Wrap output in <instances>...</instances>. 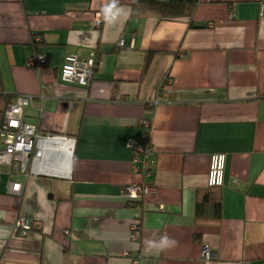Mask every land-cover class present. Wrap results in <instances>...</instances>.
Wrapping results in <instances>:
<instances>
[{
  "label": "crops",
  "instance_id": "crops-1",
  "mask_svg": "<svg viewBox=\"0 0 264 264\" xmlns=\"http://www.w3.org/2000/svg\"><path fill=\"white\" fill-rule=\"evenodd\" d=\"M133 1L0 0V89L30 98L22 120L43 137L27 178H13L21 195L0 166V264H264V0H199L192 27L136 19ZM75 51L99 60L87 87L59 79ZM38 54L45 63L28 66ZM140 140L141 160L154 151L146 177L130 145ZM219 152L221 219L205 224L195 196ZM147 181L154 189L128 206L123 186ZM19 213L41 230L13 235ZM162 236L176 245L149 250Z\"/></svg>",
  "mask_w": 264,
  "mask_h": 264
},
{
  "label": "built area",
  "instance_id": "built-area-1",
  "mask_svg": "<svg viewBox=\"0 0 264 264\" xmlns=\"http://www.w3.org/2000/svg\"><path fill=\"white\" fill-rule=\"evenodd\" d=\"M260 13L264 14V4L260 5ZM101 25L100 14H97L93 21V27L98 28ZM207 26L211 27L212 23L208 22ZM118 46H122L123 38L118 40ZM45 62V57L38 54L36 58H29L26 62L28 66H37ZM99 63L94 53L89 55H82L75 51L67 53L60 67L59 79L66 84L87 87L92 79V74L95 66ZM162 91L163 93H161ZM164 90L157 91L158 96H163ZM28 96H16L9 102L2 114L0 121V165H6L10 173H20L25 177L29 174V169L32 167L34 160L40 159L42 150L39 146V141L43 138L38 132L37 127L25 123L23 118L24 108L30 103ZM141 124L145 128H150V122L141 119ZM131 146L136 149L137 154L134 157L135 163H140L141 170L144 175H149L150 168L148 161L138 156V152L145 153L144 142L142 140L131 142ZM225 168V154L222 152L212 153L209 156V166L207 172V184L213 187H220L223 185ZM10 190L19 191L21 183L17 181H9ZM153 186L147 184L133 183L128 185L127 191L130 195H139L142 192H149L153 190ZM37 224L30 216L21 217L16 226L20 228L19 233L25 234L26 231L32 226ZM203 260H210L215 258V254L207 247L202 246L201 251Z\"/></svg>",
  "mask_w": 264,
  "mask_h": 264
},
{
  "label": "trees",
  "instance_id": "trees-1",
  "mask_svg": "<svg viewBox=\"0 0 264 264\" xmlns=\"http://www.w3.org/2000/svg\"><path fill=\"white\" fill-rule=\"evenodd\" d=\"M199 0H134L132 4H130V12L136 16V19H141L140 17L150 15L153 17L150 18H155V19H165V18H178V17H187V25L189 27L193 26V21H192V13L195 9V5ZM207 26V24H205ZM45 63V62H44ZM42 63V64H44ZM41 64V65H42ZM167 77L164 78V82H166ZM162 83V85H163ZM161 89L162 86L160 87ZM264 96V95H263ZM16 95H13L11 93H5L0 89V121L2 119V114L5 106L11 102ZM38 132L40 133L39 129L37 128ZM134 152L136 153V149H134ZM136 156V155H135ZM154 156V151L152 148H150L149 152L145 154V159L148 161V167H151L152 160ZM134 160V159H133ZM0 166H6V165H0ZM8 167V166H6ZM6 175H8V178L11 181H17L20 182L21 184L24 182L17 180H14L13 178L16 177L17 174H13L9 172V168L5 170ZM24 178V175H22ZM143 177H146L145 175L142 174ZM150 176V175H147ZM133 184V183H128L123 186L122 192L123 195L126 197V204L128 206H132L133 208H139V201L142 198L143 194L147 192H142L139 195L132 196L128 193L127 187L128 185ZM137 184H147L148 186H153L152 183L149 181L147 182H139ZM22 187V185H21ZM218 188V187H213L209 186L207 184V179H206V187L197 190L196 196H195V203H194V215L197 219H199L201 222L205 224H217L219 223L221 219V202L219 201L220 198L217 196L215 199L212 197V192L211 190ZM22 194V192H21ZM20 194V195H21ZM30 216L29 214L26 213H19L17 217L15 218L12 226H11V233L15 236H18L20 238H24L28 236L31 232H37L41 230V225L40 222L35 220L32 216H30L33 221L37 222V224L32 225L25 234H20L19 230L20 228L16 226V222L21 218V217H26ZM133 226H135V233L133 232ZM65 233H68L66 230ZM129 233V238L131 235L136 236V240L138 241L140 238L141 234V217L139 215L131 218L130 220V225L128 229ZM214 259V258H212ZM210 259V260H212ZM210 260H202L203 263H207Z\"/></svg>",
  "mask_w": 264,
  "mask_h": 264
},
{
  "label": "clouds",
  "instance_id": "clouds-1",
  "mask_svg": "<svg viewBox=\"0 0 264 264\" xmlns=\"http://www.w3.org/2000/svg\"><path fill=\"white\" fill-rule=\"evenodd\" d=\"M176 241L174 239L169 238L168 236H162L159 240L149 239L146 241V246L149 250L158 249L163 250L166 248H171L176 245Z\"/></svg>",
  "mask_w": 264,
  "mask_h": 264
},
{
  "label": "rangeland",
  "instance_id": "rangeland-1",
  "mask_svg": "<svg viewBox=\"0 0 264 264\" xmlns=\"http://www.w3.org/2000/svg\"><path fill=\"white\" fill-rule=\"evenodd\" d=\"M161 86H162V82L159 84V87H161ZM133 227H134V228H133V232L135 233V226H133ZM135 238H136V236H134V235H131V236H130V239L133 240V241L135 240ZM125 256H126V257H129V256H130V252H129V251H126V252H125Z\"/></svg>",
  "mask_w": 264,
  "mask_h": 264
},
{
  "label": "flooded vegetation",
  "instance_id": "flooded-vegetation-1",
  "mask_svg": "<svg viewBox=\"0 0 264 264\" xmlns=\"http://www.w3.org/2000/svg\"><path fill=\"white\" fill-rule=\"evenodd\" d=\"M21 189L19 191H14L15 193H18L17 195H20L21 194Z\"/></svg>",
  "mask_w": 264,
  "mask_h": 264
},
{
  "label": "water",
  "instance_id": "water-1",
  "mask_svg": "<svg viewBox=\"0 0 264 264\" xmlns=\"http://www.w3.org/2000/svg\"><path fill=\"white\" fill-rule=\"evenodd\" d=\"M43 153V152H42ZM37 160H39V159H37ZM34 171H35V169H34Z\"/></svg>",
  "mask_w": 264,
  "mask_h": 264
}]
</instances>
